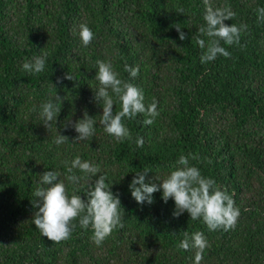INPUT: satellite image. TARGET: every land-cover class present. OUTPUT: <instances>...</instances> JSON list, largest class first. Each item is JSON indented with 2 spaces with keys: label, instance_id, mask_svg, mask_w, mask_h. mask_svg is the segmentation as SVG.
I'll return each instance as SVG.
<instances>
[{
  "label": "trees",
  "instance_id": "16d2710c",
  "mask_svg": "<svg viewBox=\"0 0 264 264\" xmlns=\"http://www.w3.org/2000/svg\"><path fill=\"white\" fill-rule=\"evenodd\" d=\"M213 4L231 5L236 16L225 23L247 24L248 30L241 36L244 47L223 45L230 58L201 63L196 36L205 24L203 0H0V264H193L195 250L177 247L184 231L207 238L201 264H264V23L256 12L264 0ZM81 23L94 33L87 47L79 38ZM44 53L43 72L22 69ZM97 60L111 62L119 78L140 88L146 106L158 102L160 115L151 125L143 123L144 114L124 121L131 141L117 142L100 124ZM125 63L139 67L136 78L124 71ZM68 74L72 80L57 83ZM56 95L61 112L47 129L40 105ZM85 111L96 121L95 134L74 141L78 134L68 121ZM58 134L69 140L56 145ZM137 136L143 147L136 146ZM189 153L199 157L190 164L227 190L240 209L234 229L209 231L187 212L174 216V200L165 203L162 190L151 205L132 198L135 173L147 168L148 178L163 180ZM77 156L99 165L96 178L107 177L125 213L124 227L100 246L91 226L83 229L79 220L60 243L42 236L32 221L38 210L32 194L45 171L60 173L69 196L87 200V183L66 179ZM71 174L84 175L79 169Z\"/></svg>",
  "mask_w": 264,
  "mask_h": 264
},
{
  "label": "clouds",
  "instance_id": "9594fccd",
  "mask_svg": "<svg viewBox=\"0 0 264 264\" xmlns=\"http://www.w3.org/2000/svg\"><path fill=\"white\" fill-rule=\"evenodd\" d=\"M203 3L205 24L198 28L196 36V43L202 50L200 62L215 61L218 56L230 58L231 53L223 45L244 47L241 45V36L247 33L248 25L232 23L229 26L225 23L236 16L229 4L214 6L213 0H203ZM177 12L183 14L184 9L179 8ZM256 12L258 22L264 23V7H258ZM175 28L179 33V39L184 41L186 36L179 24ZM203 36L209 38L207 43ZM79 38L85 47L94 39V33L87 24L79 25ZM46 58L47 53L33 57L32 60L23 63L22 69L28 73H41L45 69ZM96 63L98 72L95 79L99 81L100 87L95 92V100L103 103L100 124L104 131L117 142L131 141L134 138L124 121L144 114L148 118L143 123L151 125L160 115L157 110L158 102L153 100L146 106L143 91L128 80L119 78V73L114 70L111 62L97 60ZM124 71L128 72L131 78H136L140 69L125 63ZM63 79L72 80L73 78L68 74L58 78L57 83H62ZM113 94L120 102L118 112H114ZM62 103V98L56 95L49 97L40 105L42 109L40 117L47 129L51 127V122H57ZM68 124H71L78 134L74 141H87L95 134L96 121L88 115L87 111L84 112L82 119L74 123L68 121ZM67 126L66 124L65 127ZM68 140L67 136L58 134L54 143L61 145ZM135 144L137 147H143L144 138L135 137ZM198 159L199 157L192 153L187 156L180 155L173 165L174 170L163 180L158 176L148 178L150 170L147 168L135 173L129 185L131 196L139 205L145 203L151 205L153 194L162 190V199L165 203L170 198L174 200V216L179 217L187 212L190 220H200L209 231L232 230L238 222L240 209L235 206V201L227 190L219 188L214 179L203 176L198 167L190 164V160ZM65 163L67 166V162ZM74 169H79L84 175L78 177L71 174ZM67 172L70 174L66 177L68 181L79 184L81 180H84L87 183V189L84 192L87 200L75 193L69 196L64 181L59 179L60 173L45 171L40 175L38 186L32 194L36 198L32 202L33 207L38 209L34 212L32 221L42 236L54 243H60L71 237L75 227L73 222L79 220L81 228L88 229L91 226L93 241L100 246L115 229L124 227L125 213L119 195L110 190L111 186L106 182L105 175L101 174L96 178L101 172L99 165L81 160L79 156L71 161ZM209 246L207 238L200 231L191 235L184 231L183 239L177 245L183 251L195 250L193 264H201L203 253Z\"/></svg>",
  "mask_w": 264,
  "mask_h": 264
}]
</instances>
